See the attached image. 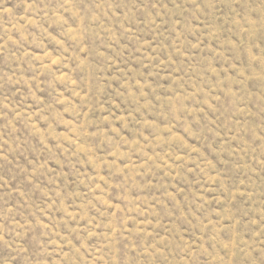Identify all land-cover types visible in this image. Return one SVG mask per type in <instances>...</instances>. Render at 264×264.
<instances>
[{
  "label": "rangeland",
  "instance_id": "374dc122",
  "mask_svg": "<svg viewBox=\"0 0 264 264\" xmlns=\"http://www.w3.org/2000/svg\"><path fill=\"white\" fill-rule=\"evenodd\" d=\"M0 264H264V0H0Z\"/></svg>",
  "mask_w": 264,
  "mask_h": 264
}]
</instances>
